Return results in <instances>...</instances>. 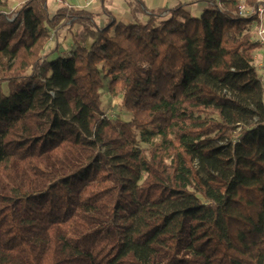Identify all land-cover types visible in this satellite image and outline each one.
Instances as JSON below:
<instances>
[{"label": "trees", "instance_id": "1", "mask_svg": "<svg viewBox=\"0 0 264 264\" xmlns=\"http://www.w3.org/2000/svg\"><path fill=\"white\" fill-rule=\"evenodd\" d=\"M242 1L261 4L132 0L101 27L64 1L0 11V264H264L261 22ZM103 81L128 121L103 116Z\"/></svg>", "mask_w": 264, "mask_h": 264}, {"label": "rangeland", "instance_id": "2", "mask_svg": "<svg viewBox=\"0 0 264 264\" xmlns=\"http://www.w3.org/2000/svg\"><path fill=\"white\" fill-rule=\"evenodd\" d=\"M24 1L25 0H10L7 8L0 9V11L5 12V13H10L15 8L20 6ZM62 1H64V3L66 5L84 8L90 12L92 11L93 14L96 16L95 21L99 27L105 25L107 20H108L107 15H105V11H107V10L103 6H104V3L108 2L109 0H105V2H104V0H92V3L88 7H85V3H86V1H89V0H47L46 4H47L49 16H52L54 11L56 10V8L60 5H62ZM129 1L132 2V0H114L115 7L119 8L121 10H124V9L126 10L128 7ZM164 1H166V0H152L154 6H158V7L162 6L164 4ZM156 8L157 7H155V9ZM117 16H119V15H117ZM115 20L124 22V20L120 19L119 17H118V19L115 18ZM74 29H75V27H73V31H74ZM257 30H258V27L254 26L253 27V33H254V37H255L256 41H257V36H256ZM72 46L73 45H72V41H71V35L69 32V28H68V26H66V27L62 28L59 31L58 35L55 36L50 41V43L47 46V50H48V52H51V53L53 51H55L51 55V58H54L57 55L62 56V57H67L69 55V52H70ZM260 46H262V45H260ZM256 72H257V75H258L261 83L264 86V68L258 67ZM100 95H101V97H100L101 110H102L103 116L105 118H108L109 120H114V119L118 118V119H121L123 121H128L130 119L129 114L125 111L124 108H122V106L120 104V102H121L120 97L113 96L111 93H109L107 90V84L104 81H103L102 88L100 89Z\"/></svg>", "mask_w": 264, "mask_h": 264}, {"label": "crops", "instance_id": "3", "mask_svg": "<svg viewBox=\"0 0 264 264\" xmlns=\"http://www.w3.org/2000/svg\"><path fill=\"white\" fill-rule=\"evenodd\" d=\"M142 3L144 4V6L148 9V10H152L155 9V7L157 8H172L174 7L176 4L178 3H183L186 5V9L189 10L193 15L195 16H199L201 14V12L206 8L207 3L205 1L207 0H166L164 1V4L162 6H154L152 0H141ZM105 2V0H104ZM131 2V1H129ZM126 3V2H125ZM148 3V4H147ZM127 4V3H126ZM109 13L110 15L115 19L118 17L122 20H124L125 23H130L133 20L132 15L130 14V11L127 7V9L125 10H121L119 8L115 7V3L114 0H109L108 2L104 3L103 6ZM90 12V11H89ZM91 13H93L91 11ZM119 15V16H117ZM144 15L142 14H138L137 18L139 20H143ZM253 59H254V66L256 68L259 67H263L264 68V47L263 46H259L253 53Z\"/></svg>", "mask_w": 264, "mask_h": 264}, {"label": "built area", "instance_id": "4", "mask_svg": "<svg viewBox=\"0 0 264 264\" xmlns=\"http://www.w3.org/2000/svg\"><path fill=\"white\" fill-rule=\"evenodd\" d=\"M261 4L257 8H246L243 4V1L238 7L239 15L246 16H258L261 26L257 30V42L264 46V1L260 0ZM92 3V0L86 1L85 7H88Z\"/></svg>", "mask_w": 264, "mask_h": 264}]
</instances>
